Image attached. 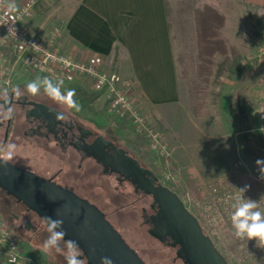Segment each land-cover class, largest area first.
<instances>
[{
  "label": "flooded vegetation",
  "instance_id": "flooded-vegetation-1",
  "mask_svg": "<svg viewBox=\"0 0 264 264\" xmlns=\"http://www.w3.org/2000/svg\"><path fill=\"white\" fill-rule=\"evenodd\" d=\"M28 82L0 90L6 88L11 94ZM12 107V119L0 122V145H16L7 163L86 203L99 226L121 242L134 264H244L229 238L224 234L219 238L205 225L162 170L124 145L85 109H69L43 90L36 96L25 93L22 99L13 98ZM57 113L67 118L57 119ZM172 194L196 219L199 231L183 218ZM0 219L17 238L31 240L46 231L42 216L2 188ZM120 225L148 241L146 251L154 262L142 255ZM205 242L211 243L216 255ZM81 258L92 264L84 252Z\"/></svg>",
  "mask_w": 264,
  "mask_h": 264
},
{
  "label": "rangeland",
  "instance_id": "rangeland-1",
  "mask_svg": "<svg viewBox=\"0 0 264 264\" xmlns=\"http://www.w3.org/2000/svg\"><path fill=\"white\" fill-rule=\"evenodd\" d=\"M177 1L169 0L171 7H176ZM190 2L193 6H201L205 3L212 5L219 12L227 15L221 34L226 39L227 45H231L238 52L239 63L243 70L234 75L224 74L214 79L208 87L209 93L202 105L204 112L200 111L197 116L192 114L190 87L196 78L194 61L192 62L195 42L191 33V21L183 23L184 33L180 39L178 35L174 39L176 56L182 54L181 68L186 70L180 82L182 105L177 108L176 113H171L172 120L167 124L166 129L155 117L145 114L152 127L159 131L161 142L166 146L165 153L160 154V151L151 149L148 142L136 135L130 125L109 116L99 98L93 102L92 110L84 111L101 121L103 126L108 127L124 145L152 161L158 170H162L167 179L176 185L184 202L194 211L191 199L197 196L198 187L215 180L218 176L223 175L228 181L241 187L248 185V189H253L254 185L261 187V183H264L255 163L257 159H264V136L251 131V128L256 127L254 107L264 94V65L258 66L259 61L254 58L259 46L264 43V33L259 35L260 30L248 16L254 15L264 25V4L245 9L240 0H191ZM39 5L32 27L34 31H40L44 35L48 33V29L61 26L63 11L69 5L66 0H48L47 3L40 1ZM185 16L184 19L187 18ZM59 46L65 49L61 44ZM36 78L20 71L12 84H21L23 81ZM26 84L22 85L23 88ZM68 85L63 84V87L67 88ZM191 170H193L191 178L197 183L195 193L187 182V174ZM195 214L197 215L196 212ZM120 227L123 228L125 236L132 239V244L142 255H146L151 262H154L153 255L148 256L146 251L150 250L148 241L135 238L133 234L136 233L127 232L125 225ZM210 230L217 233L219 238L224 234L233 243L231 235L222 227ZM47 235V231H44L31 240L17 238L23 253L17 264H65L63 253H57L55 249L50 254L43 251L42 244ZM156 254L159 257V252ZM0 264H9L1 252Z\"/></svg>",
  "mask_w": 264,
  "mask_h": 264
},
{
  "label": "built area",
  "instance_id": "built-area-1",
  "mask_svg": "<svg viewBox=\"0 0 264 264\" xmlns=\"http://www.w3.org/2000/svg\"><path fill=\"white\" fill-rule=\"evenodd\" d=\"M38 0H19L17 10L10 12L7 0H0V87H10L20 71L31 76H48L54 82L63 80L64 84H77L89 92L99 93L105 112L113 119L126 122L135 134L148 142L151 149L165 153L159 131L149 123L144 112L137 104V97L129 82H121L117 76L103 67V59L87 60L80 55L60 48L62 45V26L48 29L42 35L34 31L30 21L35 16V4ZM12 27V30L9 28ZM264 65V43L258 48L255 57ZM254 113L256 131L264 136V94L258 99ZM218 176L215 180L198 187L197 196L191 205L198 217L210 229L227 231L244 264H264V248L257 247L256 240L240 239L234 235L231 224L232 204L242 195L245 199L258 202V208L264 212V183L261 187L248 189ZM0 252L7 263L16 258V264L22 258L16 235L0 219Z\"/></svg>",
  "mask_w": 264,
  "mask_h": 264
},
{
  "label": "crops",
  "instance_id": "crops-1",
  "mask_svg": "<svg viewBox=\"0 0 264 264\" xmlns=\"http://www.w3.org/2000/svg\"><path fill=\"white\" fill-rule=\"evenodd\" d=\"M40 1L48 0H38L35 12ZM66 1L62 46L87 60L103 59L105 69L131 84L144 114L155 117L166 129L171 113L182 105L169 23V9L175 7L169 0ZM240 2L245 9L264 4V0Z\"/></svg>",
  "mask_w": 264,
  "mask_h": 264
},
{
  "label": "water",
  "instance_id": "water-1",
  "mask_svg": "<svg viewBox=\"0 0 264 264\" xmlns=\"http://www.w3.org/2000/svg\"><path fill=\"white\" fill-rule=\"evenodd\" d=\"M0 188L42 217L63 219L67 239L77 241L92 264H100L104 256L110 257L113 264H134L121 242L99 226L92 209L68 191L3 161H0ZM170 197L174 198L183 218L199 231L196 219L181 201L174 194ZM207 243L208 251L215 254L211 243Z\"/></svg>",
  "mask_w": 264,
  "mask_h": 264
},
{
  "label": "trees",
  "instance_id": "trees-1",
  "mask_svg": "<svg viewBox=\"0 0 264 264\" xmlns=\"http://www.w3.org/2000/svg\"><path fill=\"white\" fill-rule=\"evenodd\" d=\"M190 1L178 0L177 6L174 9H169V23L172 40L174 41L176 35L180 39V36L184 33L183 23L191 21V33L194 36L192 37L195 42V53L192 55V62L194 61L196 78L190 87L192 91L190 111L197 116L200 114V111L204 112L202 105L209 93L208 87L213 80L222 77L224 74L234 75L236 72L242 71L243 68L239 63L238 52L231 45H227L226 39L221 34V30L225 24V15L212 5L205 3L201 6H193ZM184 16L187 18L184 19ZM248 16L260 30L259 35H262L264 33V25L262 22L252 14ZM182 58V54L176 57L178 77L180 80L186 72L185 69L182 70L181 68L183 65ZM257 65L259 66L260 63ZM73 88L76 90L74 99L78 102L80 108L88 111L92 110V104L99 97V93L89 92L77 84H70L67 88L63 87L62 89L67 90ZM188 172L187 182L191 190L194 191L193 193H195L197 183L191 178L193 170ZM256 186L254 185V188L260 187L259 185Z\"/></svg>",
  "mask_w": 264,
  "mask_h": 264
},
{
  "label": "clouds",
  "instance_id": "clouds-1",
  "mask_svg": "<svg viewBox=\"0 0 264 264\" xmlns=\"http://www.w3.org/2000/svg\"><path fill=\"white\" fill-rule=\"evenodd\" d=\"M6 7L10 12L17 10L14 0H7ZM9 30H12V27ZM63 84V80H59L57 84L50 77L44 76L28 82L23 89L19 86L13 88L11 94L6 88L0 90V122L12 119L14 115L13 98L16 100L22 99L25 93L36 96L41 90L54 102L79 111L80 105L74 99L76 90L74 88L62 90ZM66 118L63 113H57V119L63 120ZM15 148V144L0 145V161L5 164L11 161ZM255 163L261 173V179H264V159H257ZM248 187V185H245L238 190L243 194L248 190ZM232 208L231 224L234 235L240 239H255L257 247L264 248V212L259 210L258 202L245 199L242 195L232 204ZM43 221L48 233L42 244L43 251L50 254L55 249L57 253H63L66 264H86L85 260L81 258L83 250L77 241L65 239L67 233L63 230L64 220L45 216ZM61 244H63V248H61ZM10 264H16L15 257L11 258ZM100 264H113V261L110 257L104 256L101 257Z\"/></svg>",
  "mask_w": 264,
  "mask_h": 264
}]
</instances>
